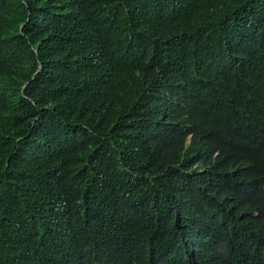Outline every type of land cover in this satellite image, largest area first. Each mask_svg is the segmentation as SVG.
<instances>
[{
  "label": "trees",
  "instance_id": "obj_1",
  "mask_svg": "<svg viewBox=\"0 0 264 264\" xmlns=\"http://www.w3.org/2000/svg\"><path fill=\"white\" fill-rule=\"evenodd\" d=\"M156 2L0 0V264H53L56 255L58 264H77L76 258L98 264L100 256L111 264H161L148 257L152 241L134 176L146 177L153 148L166 144L156 131L174 116L196 113L212 94H223L226 105L221 116L207 108L201 113L207 119L197 145L236 135L241 111L253 106L256 83L264 80V0H194L214 8V24L183 26L163 17L151 44L138 32L126 46V30L137 16L157 13ZM93 113V141L76 142L78 127ZM251 115L258 118L246 128L264 122V113ZM120 131L135 149L126 172L105 149L122 142ZM261 139L254 155L264 161ZM61 189L67 190L63 208L55 200ZM156 202L171 223H190L180 205ZM256 209L264 223V192ZM218 215L222 221L204 220L196 229L201 248L184 264H238L248 257L232 255L227 236L235 227L250 229L236 223L232 209ZM263 253L252 264H264Z\"/></svg>",
  "mask_w": 264,
  "mask_h": 264
},
{
  "label": "clouds",
  "instance_id": "obj_2",
  "mask_svg": "<svg viewBox=\"0 0 264 264\" xmlns=\"http://www.w3.org/2000/svg\"><path fill=\"white\" fill-rule=\"evenodd\" d=\"M156 5L159 10L157 13L152 16L147 14L137 16L136 25L126 30V46L136 41L138 32L151 44V34L156 19L161 20L163 17L173 19L179 25L182 23L183 26L193 21L204 28L206 24H214L216 21V12L212 6L205 4L200 6L194 0H158ZM91 56L92 54L88 59ZM224 98L223 94L218 96L212 94L201 102L196 113L191 112L180 119L176 116L172 117L165 129L156 131L157 136L165 139L166 144H159L153 148V169L146 177H141L139 174L134 176L140 184L136 192L138 198L136 204L140 208L143 227L152 241V253L148 257H151L154 263L184 264L185 257L190 259L191 256H195L201 248V237L196 229L203 228L204 220L220 219L218 210L222 208L232 209L236 223L250 229V232H246L235 227L227 236L232 255L249 254L238 264H252L253 257H257L254 254L264 252V223L259 220V212L256 209L264 192V161L254 155L256 150L262 148L264 122L246 128L258 118H254L251 114L264 113V80L256 83L251 98L253 106L241 111L244 114L236 123V127H239L237 131L234 129L236 135L198 146L197 141L201 139V132L205 129L207 119L201 113L207 108L213 109L218 116H221L224 111L222 105H226ZM167 111L165 109L158 114L159 123L166 120ZM102 114L104 119L112 116V114ZM96 124L98 118L93 113L78 127V132L80 128L82 130L78 137L75 136L76 142L84 145L91 143L95 136ZM119 135L122 142L118 145L112 141L105 149L114 152L120 170L126 172L127 168L129 169L131 150L135 152V149L133 142L129 140L130 136L125 139L123 131H120ZM97 155L98 152L91 153L93 157ZM156 159H166L167 162L157 166ZM82 163L88 166L90 160H82ZM66 193L65 189L55 193V200L61 208L68 204ZM157 200L172 207L180 205V208L190 215L187 221L190 223L181 226L171 223L158 213ZM29 236L36 244L39 239L37 232L31 230ZM90 246L98 253V246ZM164 246L173 255V261L163 251ZM70 257L76 258L72 255ZM76 259L77 264L78 261L84 264L82 260ZM59 262L61 259L56 255L53 264ZM64 262L74 264L65 259ZM223 262L225 263L224 255ZM111 263L110 257L100 256L98 259V264Z\"/></svg>",
  "mask_w": 264,
  "mask_h": 264
}]
</instances>
